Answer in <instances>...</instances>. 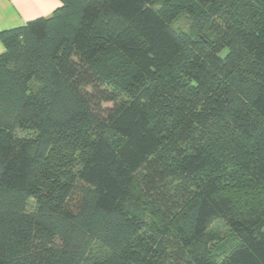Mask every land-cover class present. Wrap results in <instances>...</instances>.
<instances>
[{
	"label": "trees",
	"instance_id": "trees-1",
	"mask_svg": "<svg viewBox=\"0 0 264 264\" xmlns=\"http://www.w3.org/2000/svg\"><path fill=\"white\" fill-rule=\"evenodd\" d=\"M61 1L0 32V264H264V0Z\"/></svg>",
	"mask_w": 264,
	"mask_h": 264
},
{
	"label": "rangeland",
	"instance_id": "rangeland-1",
	"mask_svg": "<svg viewBox=\"0 0 264 264\" xmlns=\"http://www.w3.org/2000/svg\"><path fill=\"white\" fill-rule=\"evenodd\" d=\"M225 6V14L238 17L245 24L249 25H256L257 23V20L253 17L254 8L258 9L260 14L263 13L262 9H259L258 6L248 0H225ZM229 15L228 18H230ZM172 26L181 32H191L190 21L185 14H181L174 18ZM211 135L213 138V149L217 154L221 155L223 159V173L227 178H224V180L232 182L234 179L231 175L236 174L237 170L235 161L238 156V144L241 143V139H236L234 136H228V133L224 132L218 126L212 127ZM210 231L212 238L217 242V247L222 252L227 251L236 242L234 233L223 219L216 220Z\"/></svg>",
	"mask_w": 264,
	"mask_h": 264
},
{
	"label": "crops",
	"instance_id": "crops-1",
	"mask_svg": "<svg viewBox=\"0 0 264 264\" xmlns=\"http://www.w3.org/2000/svg\"><path fill=\"white\" fill-rule=\"evenodd\" d=\"M61 4V0H0V32L24 25L35 17L50 16ZM4 50L0 40V52Z\"/></svg>",
	"mask_w": 264,
	"mask_h": 264
}]
</instances>
